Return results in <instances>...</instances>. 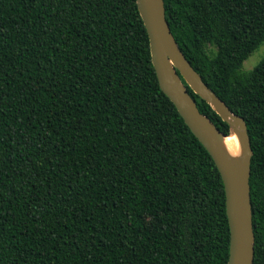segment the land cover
I'll list each match as a JSON object with an SVG mask.
<instances>
[{
    "label": "trees",
    "instance_id": "16d2710c",
    "mask_svg": "<svg viewBox=\"0 0 264 264\" xmlns=\"http://www.w3.org/2000/svg\"><path fill=\"white\" fill-rule=\"evenodd\" d=\"M163 2L246 123L264 264V56L241 70L264 44V0ZM229 239L221 176L159 87L136 0H0V264H227Z\"/></svg>",
    "mask_w": 264,
    "mask_h": 264
},
{
    "label": "water",
    "instance_id": "95a60500",
    "mask_svg": "<svg viewBox=\"0 0 264 264\" xmlns=\"http://www.w3.org/2000/svg\"><path fill=\"white\" fill-rule=\"evenodd\" d=\"M149 37L152 64L162 92L171 100L191 133L211 156L223 182L225 209L229 226L227 264H253L254 233L250 200V165L253 151L244 119L234 113L203 82L185 58L165 18L163 0H136ZM186 85L208 103L228 124L242 149L241 160L231 162L222 149L225 135L198 110Z\"/></svg>",
    "mask_w": 264,
    "mask_h": 264
},
{
    "label": "bare ground",
    "instance_id": "6f19581e",
    "mask_svg": "<svg viewBox=\"0 0 264 264\" xmlns=\"http://www.w3.org/2000/svg\"><path fill=\"white\" fill-rule=\"evenodd\" d=\"M230 137L231 138L233 137L232 140H229L231 139ZM240 146L241 145H240L239 139L234 133H231L230 136L224 139L223 144H222V149L231 162L241 160L242 149Z\"/></svg>",
    "mask_w": 264,
    "mask_h": 264
},
{
    "label": "rangeland",
    "instance_id": "374dc122",
    "mask_svg": "<svg viewBox=\"0 0 264 264\" xmlns=\"http://www.w3.org/2000/svg\"><path fill=\"white\" fill-rule=\"evenodd\" d=\"M263 56H264V44H262L258 48V50H256L252 55L249 56V58L243 63L241 70L243 72L252 70L260 62Z\"/></svg>",
    "mask_w": 264,
    "mask_h": 264
}]
</instances>
